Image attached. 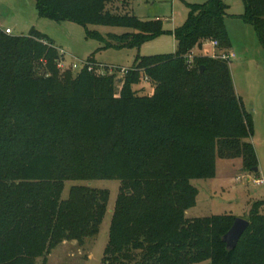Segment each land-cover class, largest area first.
Returning <instances> with one entry per match:
<instances>
[{"label": "trees", "instance_id": "1", "mask_svg": "<svg viewBox=\"0 0 264 264\" xmlns=\"http://www.w3.org/2000/svg\"><path fill=\"white\" fill-rule=\"evenodd\" d=\"M35 1L52 20L132 29L102 37L107 46H139L163 32L160 20L128 12L133 0ZM243 1L240 17L264 48V0ZM227 16L222 0L192 5L172 31L176 51L140 56L123 77L94 59L92 70H62L64 55L48 36L0 26V264H51L63 242L97 236L110 195L88 184L98 179L121 182L104 263L264 264V201L252 204L233 250L223 236L235 215L186 217L198 195L192 180L212 178L218 157L242 159L243 171L258 167L253 114L230 60L191 58L207 40L219 42L218 54L229 51ZM145 78L151 94L134 88ZM69 180L87 184L72 185L64 199Z\"/></svg>", "mask_w": 264, "mask_h": 264}, {"label": "rangeland", "instance_id": "2", "mask_svg": "<svg viewBox=\"0 0 264 264\" xmlns=\"http://www.w3.org/2000/svg\"><path fill=\"white\" fill-rule=\"evenodd\" d=\"M209 0H133L128 12L142 21L162 23L163 32L139 46L116 48L107 46L109 33L123 34L132 29L112 24H94L87 28L76 21H56L41 16L35 0H0V26L11 28L13 35H30L39 31L48 36L59 50L64 52L66 68L74 62L94 59L105 66L129 69L140 56L173 53L177 42L172 33L185 24L190 7ZM227 5L226 27L230 38V69L235 89L244 106L253 114L254 127L249 140L255 148L258 172L242 171L240 158H221L216 161V172L209 179H193L198 188L196 204L186 212V217H208L215 214H232L250 219V210L255 201H264V48L254 26L241 19L245 13L243 0H222ZM88 30L91 34H88ZM95 34V35H92ZM104 37V38H102ZM210 40L202 48H195L194 54L213 56ZM69 66V67H68ZM72 69V68H71ZM64 70V69H62ZM117 72V71H115ZM117 72L118 77H123ZM121 84H117V91ZM134 88L141 94L154 92V85L143 79ZM262 179V183H257ZM90 183V182H89ZM88 183V184H89ZM87 184L84 181H66L63 198L70 195L72 185ZM90 186L109 190L107 213L97 236L87 238L83 244L65 241L48 256L51 264H106L104 257L109 242V232L121 182L117 179H98ZM264 213V205L260 206ZM36 264H41L38 259ZM209 264V260L201 263Z\"/></svg>", "mask_w": 264, "mask_h": 264}, {"label": "built area", "instance_id": "3", "mask_svg": "<svg viewBox=\"0 0 264 264\" xmlns=\"http://www.w3.org/2000/svg\"><path fill=\"white\" fill-rule=\"evenodd\" d=\"M5 30V32L6 33H8V34H12V29L11 28H6V29H4ZM210 43L212 44V46L215 48V49H218L219 48V42L217 41V40H210ZM61 53H62V55H64V52L61 50ZM194 56V54H192L191 55V58ZM214 57H220V58H222V59H226V60H230L232 57H234L235 55L233 54V53H230V51H228V52H221L220 54H218L217 53V51H216V53H214V55H213ZM86 65H88L89 66V69L90 70H92L93 69V66H94V64L93 63H91V62H89V61H82L81 63L80 62H74V63H72V65H70V67L69 68H72V69H74V70H78V69H82L83 67H85ZM101 68H103L104 69V67H105V65H103V64H100L99 65ZM58 67L60 68V69H65L67 66H66V64H65V61H64V59H60L59 61H58ZM108 68H109V72L110 73H112V72H114V71H116L117 70V67H115V66H108ZM127 71V69H125V68H121V70L119 71V72H122V73H125ZM256 182L257 183H262V180L261 179H257L256 180Z\"/></svg>", "mask_w": 264, "mask_h": 264}, {"label": "water", "instance_id": "4", "mask_svg": "<svg viewBox=\"0 0 264 264\" xmlns=\"http://www.w3.org/2000/svg\"><path fill=\"white\" fill-rule=\"evenodd\" d=\"M204 66L200 67V71H204ZM258 167L254 168V171H257ZM91 184V182L89 183ZM249 220L242 218V217H236L232 227L229 229V231L223 236V240L227 244L228 250H233L236 248L238 242L240 241L242 235L245 233L247 228L249 227Z\"/></svg>", "mask_w": 264, "mask_h": 264}, {"label": "crops", "instance_id": "5", "mask_svg": "<svg viewBox=\"0 0 264 264\" xmlns=\"http://www.w3.org/2000/svg\"><path fill=\"white\" fill-rule=\"evenodd\" d=\"M210 45L212 46V44L210 43ZM213 47V46H212ZM213 49H215L214 47H213ZM194 54V53H193ZM194 55H196V54H194ZM237 92V91H236ZM242 171H243V169H242ZM262 180V179H261ZM263 182V181H262Z\"/></svg>", "mask_w": 264, "mask_h": 264}]
</instances>
